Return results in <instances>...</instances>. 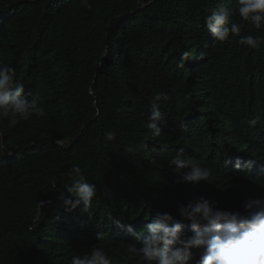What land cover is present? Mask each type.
Masks as SVG:
<instances>
[{
	"label": "trees",
	"instance_id": "trees-1",
	"mask_svg": "<svg viewBox=\"0 0 264 264\" xmlns=\"http://www.w3.org/2000/svg\"><path fill=\"white\" fill-rule=\"evenodd\" d=\"M86 2L91 7L85 0H0V60L46 111L14 129L0 122L12 151L0 154V264H70L93 245L114 264H136L127 253L132 233L111 218L140 231L157 213H170L169 224H183L187 237L180 203L203 195L243 212L245 193L264 187V164L236 170L230 160L237 153L264 162V43L248 49L231 36L221 43L204 26L211 9L235 8L236 0ZM232 21L241 23L238 14ZM243 23L241 35L264 37ZM184 51L190 56L180 68ZM201 52L205 58L196 59ZM156 93L168 99L161 102L162 134L153 139L147 122ZM107 130L114 140L105 139ZM181 150L210 170L208 181L178 183L187 169L176 172L167 162ZM74 165L97 186L91 219L82 205L65 210ZM226 179L237 183H225L231 191L214 199ZM252 198L264 199L263 190ZM39 201L47 204L34 220ZM71 215L80 222H68Z\"/></svg>",
	"mask_w": 264,
	"mask_h": 264
},
{
	"label": "clouds",
	"instance_id": "clouds-1",
	"mask_svg": "<svg viewBox=\"0 0 264 264\" xmlns=\"http://www.w3.org/2000/svg\"><path fill=\"white\" fill-rule=\"evenodd\" d=\"M85 6L91 7L86 0ZM236 14L241 23L232 21ZM243 22H247L257 32L264 31V0H236L235 8H213L204 17V26L214 41L223 43L230 36L238 37L237 43L240 46L259 49L264 43V37L241 35ZM189 56L188 51L182 52L177 67L183 68ZM204 58L203 52L196 56V59ZM88 91L91 94L92 89ZM28 95L24 85L16 80V69L0 60V122L6 121L8 129L16 128L21 121H27L33 116L37 119L46 116L41 98L32 95L29 99ZM167 99L164 93L150 97L147 128L153 139L162 134L159 125L165 122V117L160 108L161 102ZM260 119V115H256L246 122L250 127H255ZM104 135L106 140L111 141L117 134L114 130H107ZM56 143L59 146L64 142L56 140ZM0 154L12 155L4 142L3 133H0ZM230 162L225 160V166ZM252 165L251 160L242 162L237 159L233 167L244 170L250 169ZM167 166L176 172L187 169L182 172L178 183L208 181L211 175L208 168L185 158L182 150L168 160ZM68 175L71 183L65 184V188L71 196L64 200L65 210L70 212L82 205V211L91 219L94 216L93 199L97 196L96 184L88 182L79 165H74ZM217 203L199 195L177 206L180 216L190 222L192 235L187 237L183 232V224H169L172 220L170 213H157L140 231H134L131 225L123 224L120 219L111 220L121 230L132 233L135 242L128 244L127 253L129 258L136 259V264H264V199H247L243 212L221 209ZM46 204V201L38 202L34 220L39 219ZM97 239L103 240V234L97 233ZM70 264H114V260L103 246L93 245L90 252L73 255Z\"/></svg>",
	"mask_w": 264,
	"mask_h": 264
},
{
	"label": "bare ground",
	"instance_id": "bare-ground-1",
	"mask_svg": "<svg viewBox=\"0 0 264 264\" xmlns=\"http://www.w3.org/2000/svg\"><path fill=\"white\" fill-rule=\"evenodd\" d=\"M174 149H176V150H179V148H172V149H170V151H173ZM175 150V151H176ZM31 153V152H30ZM26 154V153H25ZM24 155V154H23ZM232 158L230 159L232 162H235L237 159H240L242 162H246V161H249V159H245V158H243L241 155H239V154H237V153H232ZM7 158V157H6ZM221 159L222 160H226V157H224V156H222L221 157ZM251 161H253V165H252V167H255V165H256V162L257 163H259V165H261V166H263V164H264V162H258L257 160H251ZM255 171V173L258 175V173L260 172L261 173V169H260V171H259V168L258 169H256V170H254ZM264 173V172H263ZM225 183H229V184H234V185H236V181L235 180H233V179H226L225 181H223L222 182V184H221V186L219 187V189H218V194H217V196L216 197H214V195L213 194H208V195H211V196H213L214 197V199L215 198H217L219 195H221V194H223V193H227V192H229V191H231V190H228L227 189V187H223V185L225 184ZM207 189V188H206ZM259 189H262L263 190V193H264V187H255V188H253V190L251 191V193H250V197H246V194L247 193H245V197H242V199H249V198H252L253 197V195L254 194H256V192H258V190ZM209 190V189H208ZM207 190V191H208ZM210 191V190H209ZM216 191V190H215ZM214 191V192H215ZM213 192V191H212ZM211 192V193H212ZM237 192H234L233 194H234V196H235V194H236ZM213 197H212V199H213ZM206 198H208L207 196H206ZM210 199V198H209ZM211 200V199H210ZM81 212V218L83 217V212L82 211H80ZM153 214H149V215H145V216H143V218L142 219H144V218H149L150 219V217L152 216ZM72 217H73V215H71L70 216V218H67V220H68V222H72ZM81 218H80V220H81ZM80 221H77V222H72V223H79ZM121 230H119V231H115V232H108V233H110V234H113V233H119ZM117 236H122V235H117Z\"/></svg>",
	"mask_w": 264,
	"mask_h": 264
}]
</instances>
